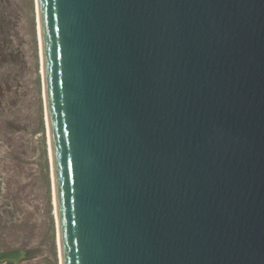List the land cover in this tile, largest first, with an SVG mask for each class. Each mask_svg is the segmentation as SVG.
Instances as JSON below:
<instances>
[{"label":"water","instance_id":"95a60500","mask_svg":"<svg viewBox=\"0 0 264 264\" xmlns=\"http://www.w3.org/2000/svg\"><path fill=\"white\" fill-rule=\"evenodd\" d=\"M38 8L63 264H264V0Z\"/></svg>","mask_w":264,"mask_h":264},{"label":"rangeland","instance_id":"374dc122","mask_svg":"<svg viewBox=\"0 0 264 264\" xmlns=\"http://www.w3.org/2000/svg\"><path fill=\"white\" fill-rule=\"evenodd\" d=\"M37 0H0V250L61 264Z\"/></svg>","mask_w":264,"mask_h":264},{"label":"bare ground","instance_id":"6f19581e","mask_svg":"<svg viewBox=\"0 0 264 264\" xmlns=\"http://www.w3.org/2000/svg\"><path fill=\"white\" fill-rule=\"evenodd\" d=\"M37 7H38V0H37ZM38 18H39V8H38ZM39 28H40V36H41V27H40V18H39ZM41 47H42V72H43V81H44V97L46 102V90H45V75H44V61H43V46H42V39H41ZM46 117H47V125H48V115H47V106H46ZM48 132H49V146H50V154H51V161H52V170H53V157H52V150H51V143H50V131H49V125H48ZM53 176V182H54V203H55V209H56V220L58 225V232H59V242H60V253H61V264L62 262V249H61V241H60V231H59V222H58V211H57V198H56V188H55V181H54V171H52Z\"/></svg>","mask_w":264,"mask_h":264},{"label":"flooded vegetation","instance_id":"af4514ba","mask_svg":"<svg viewBox=\"0 0 264 264\" xmlns=\"http://www.w3.org/2000/svg\"><path fill=\"white\" fill-rule=\"evenodd\" d=\"M0 251H3V250H0Z\"/></svg>","mask_w":264,"mask_h":264}]
</instances>
